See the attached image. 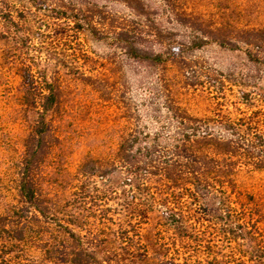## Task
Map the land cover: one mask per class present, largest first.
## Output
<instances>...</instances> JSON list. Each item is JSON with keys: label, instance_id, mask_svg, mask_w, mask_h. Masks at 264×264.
<instances>
[{"label": "rangeland", "instance_id": "obj_1", "mask_svg": "<svg viewBox=\"0 0 264 264\" xmlns=\"http://www.w3.org/2000/svg\"><path fill=\"white\" fill-rule=\"evenodd\" d=\"M252 27L264 0H0V211L30 158L103 264H264V51L209 38ZM151 150L173 176L132 172ZM1 239L0 264H29Z\"/></svg>", "mask_w": 264, "mask_h": 264}, {"label": "trees", "instance_id": "obj_2", "mask_svg": "<svg viewBox=\"0 0 264 264\" xmlns=\"http://www.w3.org/2000/svg\"><path fill=\"white\" fill-rule=\"evenodd\" d=\"M129 30H120L116 32L115 38L124 42L126 52L135 58L151 59L152 61L161 60V54L153 51H147L138 47L135 40L131 39ZM226 36V37H225ZM217 35V33H209V38L217 41L221 45L241 46L245 45L247 55L259 60L258 53L264 51V28H246L240 30L238 39L231 33ZM203 36L194 39V46H201L206 42ZM241 48V47H240ZM48 104L46 109L51 107L56 100L54 92L48 95ZM42 122L45 123L42 116ZM43 123V124H44ZM238 127L234 129L232 137L225 140L232 142L234 150L235 145L239 147V132ZM46 129L45 126L37 129V148L43 141ZM211 133H209V137ZM189 138V136H188ZM201 138H206L201 136ZM220 140V139H219ZM158 152V151H157ZM176 161L170 157L163 158L155 154L154 150L148 152L144 159H138L131 168L132 172H153L152 167H156L158 171H164L165 175L170 178L173 176L174 170L177 169ZM34 160L26 159L25 170L20 179L19 193L23 204L20 206L9 207L7 211H0V240L1 238L11 240V244H16L17 250L22 256H26L29 264H103L102 261L94 258L88 249L80 246L79 234L70 229L63 220V207L66 198L61 196L59 199L53 197V193H42L38 183L30 174V170L34 166ZM173 165V166H171ZM153 172V173H157ZM178 177H175L176 181ZM52 192V191H50ZM51 195V196H50ZM56 198V199H54ZM62 207V208H61ZM73 220H78V215H75ZM36 244L35 254L26 253V247L29 244ZM4 243V242H3ZM2 244V243H1ZM0 247V251L3 249ZM12 250V249H11ZM94 260V261H93ZM122 260V261H121ZM120 262H125L124 259H119ZM119 262V263H120Z\"/></svg>", "mask_w": 264, "mask_h": 264}]
</instances>
